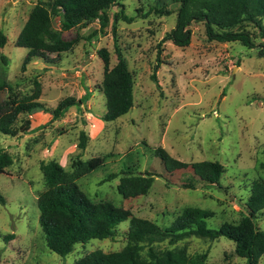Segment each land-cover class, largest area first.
Instances as JSON below:
<instances>
[{
    "label": "rangeland",
    "instance_id": "obj_1",
    "mask_svg": "<svg viewBox=\"0 0 264 264\" xmlns=\"http://www.w3.org/2000/svg\"><path fill=\"white\" fill-rule=\"evenodd\" d=\"M39 1L0 0V103L11 94L8 86L19 98L33 95L35 78L41 88L39 96L30 99L41 106L27 107L17 117V125L30 120L29 131L0 134V149L13 160L0 173L5 201L0 203V264H74L96 249L121 250L127 241L125 221L113 238L77 243L65 256L48 249L37 207V196L45 188L40 166L48 160L68 170L75 161L102 157L98 168L77 180L79 188L92 202L110 201L161 227L169 226L185 207L211 211L206 220L211 228L237 223L243 216L239 204L248 199L253 183L264 184V56L258 54L264 52V32L242 23L254 45L249 48L237 40L210 39L202 22H192L189 44L176 46L162 39L176 24L178 0H116L103 32L97 19L88 21L63 32L66 38L79 36L71 50L24 62L27 50L15 42ZM52 25L60 32L58 16ZM115 46L133 77V105L126 114L104 122L99 118L105 113L104 63L98 50L106 49L111 67L117 62ZM86 91V102L53 118L52 109L61 99L78 100ZM81 131L88 137L83 150L77 146ZM157 147L185 162H219V184L207 185L181 171L170 182L155 176L145 195L123 198L116 186L125 167L140 174L161 170V161L154 157ZM109 174L117 176L107 180ZM255 225L264 230V208ZM159 246H186L188 254L206 252L209 264H246L235 253L234 242L223 236H190ZM259 264H264V254Z\"/></svg>",
    "mask_w": 264,
    "mask_h": 264
},
{
    "label": "trees",
    "instance_id": "obj_2",
    "mask_svg": "<svg viewBox=\"0 0 264 264\" xmlns=\"http://www.w3.org/2000/svg\"><path fill=\"white\" fill-rule=\"evenodd\" d=\"M176 24L167 32L162 41H171L176 46H186L190 42L189 25L202 22L208 38L217 41H240L252 48L253 42L243 22L253 23L264 32V0H178ZM117 5L116 0H40L30 11L28 18L16 38V46L26 48L24 62L34 57L46 59L48 53H63L71 50L79 40L78 34L66 38L63 32L88 21L97 19L100 32L109 21V9ZM165 13L169 11H165ZM60 18V32L53 28V18ZM238 27L239 29H234ZM4 47V33L0 28V49ZM117 62L109 66L106 49L98 50L104 63L101 90L105 100V113L99 118L109 122L126 114L133 105V77L119 48L115 46ZM264 56L263 51H259ZM5 61V58H3ZM33 95L17 97L11 94L0 103V134L15 136L29 131L30 120L23 119L17 125V117L25 113L27 107L41 106L30 99L40 94L37 79L33 80ZM88 91L78 100L73 97L61 99L52 109L53 118L61 117L71 107H79L87 101ZM87 135L79 134L77 146L86 147ZM154 157L163 167L160 171L150 169L136 173L132 166L125 167L116 186L117 192L125 199L145 195L153 184L155 176L170 182L176 172L189 171L207 185H218L223 166L217 161L198 160L185 162L172 157L164 148L154 149ZM11 155L0 149V173L12 164ZM103 163L102 157L88 161H75L70 169H65L55 160L41 164L45 188L37 196L39 225L49 250L65 256L74 245L91 239L113 238L117 226L127 221V241L118 251L103 252L96 249L77 259L74 264H209L207 253L188 254L186 246L161 248L160 243L169 244L196 236L214 240L223 236L234 242L235 253L245 258L246 264H259L264 254V230L255 225L257 215L264 208V184L255 181L251 194L239 204L242 218L237 223L224 222L218 228L207 226V218L212 212L200 207H185L167 227L141 217L132 216L129 209L113 205L110 201L92 202L79 188L77 180L94 171ZM117 175L109 174L108 179ZM185 187H194L191 183ZM0 203L4 196L0 192ZM261 215V214H260ZM13 234L6 236L11 238Z\"/></svg>",
    "mask_w": 264,
    "mask_h": 264
}]
</instances>
